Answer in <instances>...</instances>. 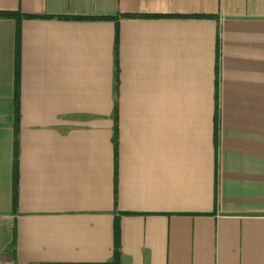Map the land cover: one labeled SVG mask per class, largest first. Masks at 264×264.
I'll return each mask as SVG.
<instances>
[{
	"label": "crops",
	"instance_id": "0c3cea01",
	"mask_svg": "<svg viewBox=\"0 0 264 264\" xmlns=\"http://www.w3.org/2000/svg\"><path fill=\"white\" fill-rule=\"evenodd\" d=\"M0 264H264V0H0Z\"/></svg>",
	"mask_w": 264,
	"mask_h": 264
},
{
	"label": "trees",
	"instance_id": "16d2710c",
	"mask_svg": "<svg viewBox=\"0 0 264 264\" xmlns=\"http://www.w3.org/2000/svg\"><path fill=\"white\" fill-rule=\"evenodd\" d=\"M3 14H5L6 16H13V17L16 16V19H19L20 18V16L17 13H15V14H12V13H3ZM26 18H33V17H26ZM70 19H73V20H83V19H90V18L74 17V18H70ZM15 98H16V105L17 106L15 107V111H14V126H15V131H16V129L18 127V124H19V119H20V117H19V111H18V94L17 93H15ZM15 156H16V154H15ZM115 246L117 247V243L115 244ZM114 255H115V257L118 256L117 249L115 250ZM115 260H116V258H115Z\"/></svg>",
	"mask_w": 264,
	"mask_h": 264
}]
</instances>
